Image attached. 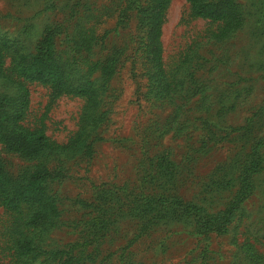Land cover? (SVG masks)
<instances>
[{
  "label": "rangeland",
  "instance_id": "374dc122",
  "mask_svg": "<svg viewBox=\"0 0 264 264\" xmlns=\"http://www.w3.org/2000/svg\"><path fill=\"white\" fill-rule=\"evenodd\" d=\"M149 1L0 0V40L29 55L56 27L57 56L93 93L25 80L4 53L13 74L0 92L20 83L28 99L10 129L42 132L50 147L29 156L0 137L12 194L0 195V264H264V162L235 200L240 136H264V0H233L241 23L224 37L187 0H169L161 68L143 25Z\"/></svg>",
  "mask_w": 264,
  "mask_h": 264
},
{
  "label": "trees",
  "instance_id": "16d2710c",
  "mask_svg": "<svg viewBox=\"0 0 264 264\" xmlns=\"http://www.w3.org/2000/svg\"><path fill=\"white\" fill-rule=\"evenodd\" d=\"M169 0H150L149 4L142 7L143 25L146 29L147 42L149 44V51L151 54V61L155 66L162 67V46L160 42L161 24L163 21V14ZM191 7V14L208 18L213 21L221 23L219 31L216 33L219 37H224L230 34L241 23V13L235 6L233 0H187ZM57 28L48 29L44 37L38 42L36 50L32 54L23 53V47L13 48L12 41L7 39L0 40V79L2 87H6L12 80V74H5L4 66V53L10 52L14 66L12 68L14 73H18L24 77L25 80L39 81L48 84L52 91L59 94H76L86 96L88 100L91 99V85L89 82L76 83V78L66 70L65 63L59 59L53 45V39L56 35ZM81 35L88 36L85 43L92 42L96 39L93 35V30L85 25L80 26ZM67 37L76 36L70 32L65 34ZM74 43H78V40ZM89 45V44H88ZM78 81V80H77ZM19 89L11 90L9 94L0 92V137L3 138L9 145H17L18 149L22 150L29 156H40L44 154L48 147H50L48 139L42 132H29L20 128V131L10 129L16 121L23 115L24 109L27 106V90L20 83ZM91 93V94H90ZM11 113L8 114V113ZM262 129V128H261ZM260 130L255 128H245L240 136L242 147L246 144L249 145L248 152H245V160L243 163L244 170L240 173V184L235 196V200H240L242 191L246 187L251 186V176L255 174L264 162V156L261 154V147L264 144V136H258L253 145L255 133ZM49 149V148H48ZM0 163V195L3 197L4 202L9 204L11 200L8 193V184L5 183V175ZM7 178V176H6ZM26 189L31 193H36L37 188L34 186ZM246 197V195L244 196ZM243 197V198H244ZM14 201V199H13ZM238 201L233 202L232 208ZM181 215L189 211V206L178 205L172 207ZM18 248L21 254H26L29 251L28 242L25 239L17 240Z\"/></svg>",
  "mask_w": 264,
  "mask_h": 264
}]
</instances>
